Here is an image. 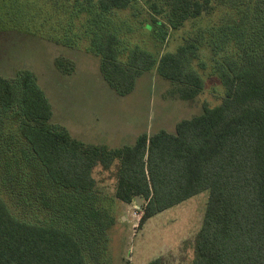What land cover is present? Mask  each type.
Returning <instances> with one entry per match:
<instances>
[{"label":"trees","instance_id":"1","mask_svg":"<svg viewBox=\"0 0 264 264\" xmlns=\"http://www.w3.org/2000/svg\"><path fill=\"white\" fill-rule=\"evenodd\" d=\"M220 5L228 16L206 40L223 96L174 133H143L116 148L84 143L52 122L32 72L0 76V264H113L110 230L121 205L138 197L142 226L203 191L190 264H264V0H0V32L85 43L118 96L154 70L176 99L192 102L205 87L192 66L199 40L160 49ZM55 66L74 70L62 59ZM96 168L114 180L113 194Z\"/></svg>","mask_w":264,"mask_h":264},{"label":"rangeland","instance_id":"2","mask_svg":"<svg viewBox=\"0 0 264 264\" xmlns=\"http://www.w3.org/2000/svg\"><path fill=\"white\" fill-rule=\"evenodd\" d=\"M228 13V7L220 5L212 14L191 20L180 31L172 32L160 49V54L175 52L185 38L199 40V54L192 66L205 87L192 102L176 99L170 84L154 70L140 76L130 94L118 96L103 80L99 58L86 52L85 43L69 48L46 36L29 37L10 31L0 32V76L12 78L18 70L32 72L50 102L52 122L84 143L116 148L133 144L143 133H174L177 122L200 114L204 104L213 107L220 103L224 89L213 70L206 39ZM132 41L147 48L141 35H134ZM218 55L221 60L222 55ZM57 59L70 62L73 72L61 73L55 66ZM93 177L113 194L115 182L108 173L96 168ZM207 199L208 191H203L142 226H138L140 219L130 216L134 204L122 207L117 224L110 230L112 263L148 264L160 259L161 264H190Z\"/></svg>","mask_w":264,"mask_h":264},{"label":"built area","instance_id":"3","mask_svg":"<svg viewBox=\"0 0 264 264\" xmlns=\"http://www.w3.org/2000/svg\"><path fill=\"white\" fill-rule=\"evenodd\" d=\"M133 204H134V206L131 209V213H130L131 215L130 216L133 219H136L138 221L139 219H141L140 217H142L143 211H142L141 206H138L136 203H133Z\"/></svg>","mask_w":264,"mask_h":264},{"label":"water","instance_id":"4","mask_svg":"<svg viewBox=\"0 0 264 264\" xmlns=\"http://www.w3.org/2000/svg\"><path fill=\"white\" fill-rule=\"evenodd\" d=\"M136 204H137L138 206H141V204H142V203H141V200H140L138 197L136 198Z\"/></svg>","mask_w":264,"mask_h":264},{"label":"crops","instance_id":"5","mask_svg":"<svg viewBox=\"0 0 264 264\" xmlns=\"http://www.w3.org/2000/svg\"><path fill=\"white\" fill-rule=\"evenodd\" d=\"M124 207V205H121V208Z\"/></svg>","mask_w":264,"mask_h":264}]
</instances>
